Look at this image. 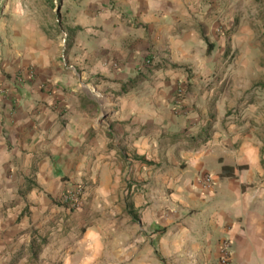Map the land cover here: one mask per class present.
<instances>
[{"label":"crops","instance_id":"crops-1","mask_svg":"<svg viewBox=\"0 0 264 264\" xmlns=\"http://www.w3.org/2000/svg\"><path fill=\"white\" fill-rule=\"evenodd\" d=\"M60 45L0 72V264H264V0H83Z\"/></svg>","mask_w":264,"mask_h":264},{"label":"rangeland","instance_id":"rangeland-1","mask_svg":"<svg viewBox=\"0 0 264 264\" xmlns=\"http://www.w3.org/2000/svg\"><path fill=\"white\" fill-rule=\"evenodd\" d=\"M83 0H0V72L36 49L58 46L67 57L66 42Z\"/></svg>","mask_w":264,"mask_h":264},{"label":"built area","instance_id":"built-area-1","mask_svg":"<svg viewBox=\"0 0 264 264\" xmlns=\"http://www.w3.org/2000/svg\"><path fill=\"white\" fill-rule=\"evenodd\" d=\"M66 33H64L63 41L66 43ZM147 63L150 62L149 59L146 60ZM183 93V89L178 87L176 90L175 98L177 100L176 104L179 106L180 98ZM202 182L205 186H209L212 183V175L206 173L202 177ZM83 188L81 184L77 183L73 186H69L62 191L60 194V199L67 203L70 207H75L80 204ZM219 264H232L230 257V241L228 239H223L219 247Z\"/></svg>","mask_w":264,"mask_h":264},{"label":"trees","instance_id":"trees-1","mask_svg":"<svg viewBox=\"0 0 264 264\" xmlns=\"http://www.w3.org/2000/svg\"><path fill=\"white\" fill-rule=\"evenodd\" d=\"M69 37V36H68ZM224 168H225V166H224Z\"/></svg>","mask_w":264,"mask_h":264}]
</instances>
